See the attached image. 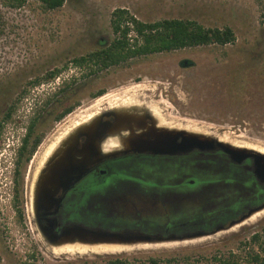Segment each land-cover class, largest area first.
<instances>
[{
    "label": "rangeland",
    "instance_id": "obj_1",
    "mask_svg": "<svg viewBox=\"0 0 264 264\" xmlns=\"http://www.w3.org/2000/svg\"><path fill=\"white\" fill-rule=\"evenodd\" d=\"M116 8H125L144 21L189 18L206 26L227 24L234 28L237 39L225 46L202 45L136 58L81 80L72 101L80 105L61 121L50 123L42 144L68 128L57 147L88 122L87 114L109 108V101L128 90L125 101L155 105L169 127L264 150V0H68L62 8L48 12L32 6L19 10L1 7L8 27L0 39V119L30 79L61 68L70 58L97 47L100 40H110L111 14ZM73 71L65 69L36 92L54 89ZM101 89L105 93L95 97L93 93ZM105 94V100L97 101ZM25 107L18 112L22 120L28 113ZM22 122L6 125L0 145V264H107L116 256L127 257L129 264H152L151 255L161 258L159 264H211L215 254L241 253L240 241L256 232L262 234L264 245V212L228 228L229 222L264 204V183L248 169L250 164L237 165L221 156L218 161L216 156L193 152L111 163L106 174L89 176L80 190L87 203V213L81 216L85 223L176 238L128 252L55 253L36 231L31 204L35 176L55 147L43 157L38 154L40 144L16 184L15 152L24 133ZM17 186L22 221L17 219L14 204ZM137 194L146 195L152 203H143L136 211ZM195 233L205 234L179 238ZM185 255L192 258L183 260ZM170 256L178 259L168 261Z\"/></svg>",
    "mask_w": 264,
    "mask_h": 264
},
{
    "label": "trees",
    "instance_id": "obj_2",
    "mask_svg": "<svg viewBox=\"0 0 264 264\" xmlns=\"http://www.w3.org/2000/svg\"><path fill=\"white\" fill-rule=\"evenodd\" d=\"M67 1L0 0V39L4 37L8 27V20L1 7L19 10L25 6H32L48 12L62 8ZM110 23L113 32V37L110 40H100L97 47L70 58L61 68L56 67L44 75H37L30 79L21 86L18 94L8 104L0 119V145L8 123L17 122L21 125L23 121L24 125V133L20 136V144L15 152L16 184H19L18 180L23 168L29 163L42 143L46 130L51 125L50 123L61 121L80 105V102L72 101L81 80L99 76L102 72L112 67L128 64L136 58L202 45L216 44L225 46L234 44L237 39L234 28L227 24L223 27L206 26L196 19L189 18H163L144 21L131 14L125 8H116L111 14ZM69 67L74 68V71L55 85L54 89L36 92V88L43 83H52ZM104 93L105 90L101 89L93 93V95L97 97ZM24 105H26L24 110H28V113L23 115L24 120H22L18 112ZM198 154L208 155L200 152ZM208 156L218 157V161L220 159L219 156ZM221 157L227 159L225 156L221 155ZM16 191L14 204L17 207V219L22 221L23 210L19 207L18 186ZM136 199L137 203L143 200L142 198ZM145 201L146 203L144 204L152 203V201L149 202L148 198ZM144 204L139 203V209H142L140 207H144ZM110 229L137 230L132 228ZM261 238L262 234L260 232L254 233L249 240L240 241L239 250L241 253L230 251L228 254H215L212 257L211 264H241L243 258L246 259V264H264V245L261 242ZM28 256L34 258L35 254L29 253ZM191 258V255H185L183 260H190ZM149 259L152 264H159L161 261V258L155 255L149 256ZM176 259H178L177 256L167 258L168 261ZM107 264H129V259L121 256L111 257L108 259Z\"/></svg>",
    "mask_w": 264,
    "mask_h": 264
},
{
    "label": "water",
    "instance_id": "obj_3",
    "mask_svg": "<svg viewBox=\"0 0 264 264\" xmlns=\"http://www.w3.org/2000/svg\"><path fill=\"white\" fill-rule=\"evenodd\" d=\"M92 121L81 124L74 129L57 147L54 154L52 152L45 162L39 180L35 184L32 207H47L56 202L55 195L59 191H67L74 186L75 182L81 179L88 171L93 161L100 159L103 152L97 147L99 138L108 137V133L117 123H97L90 125ZM88 137V143L79 147L81 136ZM128 146L123 148V153H150L154 155H174L190 153L194 149L201 151L213 149L216 145L230 156L232 161L242 163L248 157H253L254 173L264 182V154L247 148L233 146L231 144L217 140L216 138L192 131L179 130L178 128L156 129L151 127L146 132L131 136L128 139ZM79 156V157H78ZM264 208V204L252 209L247 214L230 223L228 228L243 221L254 211ZM224 226L217 230L223 229ZM205 233L191 234L180 239L194 238ZM175 237L162 238L141 232H120L111 230H101L87 227L81 224L68 226L62 233V242H114L123 244H133L138 242H160L162 240H172Z\"/></svg>",
    "mask_w": 264,
    "mask_h": 264
},
{
    "label": "flooded vegetation",
    "instance_id": "obj_4",
    "mask_svg": "<svg viewBox=\"0 0 264 264\" xmlns=\"http://www.w3.org/2000/svg\"><path fill=\"white\" fill-rule=\"evenodd\" d=\"M141 106L143 107L142 108L143 110L139 109L135 111L139 112L140 115H142L141 120L143 121V123L145 124L148 123L149 125H152L153 119L151 116V112L145 109L146 108L145 105H141ZM118 121H119V115H117V113L114 112L110 108H106L103 111H101L96 120L97 123H101V124L102 123H116ZM102 138H99L98 140L99 144H97V147L104 154L100 159H97L92 162V164L89 166L90 171H88V173H86L81 179L75 182L74 186L71 187L69 190L59 191V193L55 195L56 202L53 205H49L47 207H37L35 210L32 207V217H33L34 225L36 227V231L38 235L40 236L41 240L47 243L50 247H52V245L59 244L60 237L63 231L68 226L73 225V224H81V225L91 227L94 229L110 230L107 228H101V227L93 226L91 224H87L81 220L82 214L87 213L86 212L87 203H86V198L84 197L85 192H82L81 194L80 190L82 189V186L84 185L86 179L89 176L106 174L108 171V165H110L111 163H116L117 161H124L125 159L134 158V157L156 156L150 153H136V152L123 153L121 152L123 149L120 147H116V148L107 147V145L110 142L109 137H102ZM86 143H88V137L86 135L81 136L79 139V147L83 148L86 145ZM193 152H198V153L200 152L202 154H208L210 156H221L222 155V156H225L227 159H229L232 163L237 164V165H242V166L245 163H249L250 165L248 166V169L255 175L253 157H248L242 163H236L232 161L230 156L226 154L220 146H217V145L213 149H210V150L201 151L199 149H194L190 153H186V154H174V155H163V156H170V157L182 156V155L191 154ZM44 168L45 166L43 165L41 170H39V172L37 173L35 177L34 184L32 185V191H31L32 200L34 198L35 184L39 180V176ZM256 178L260 181V179L257 176ZM188 181L189 183H192L190 180ZM260 182L264 183L262 181ZM136 198L143 199L141 204L146 203L145 201V199H147L146 195L137 194ZM136 201L137 199H135V202ZM133 208L134 207H130V209H133ZM135 209L137 211L139 207L135 206ZM111 231H120V232H125V233H129V232L144 233L140 230H131V229L111 230Z\"/></svg>",
    "mask_w": 264,
    "mask_h": 264
},
{
    "label": "bare ground",
    "instance_id": "obj_5",
    "mask_svg": "<svg viewBox=\"0 0 264 264\" xmlns=\"http://www.w3.org/2000/svg\"><path fill=\"white\" fill-rule=\"evenodd\" d=\"M140 86L138 85V87H140ZM126 92L128 93V90H126ZM127 93H126V95H123V96H121L115 100H111L108 102V104L110 105L109 108L112 109L114 112H116L117 115H119V121L115 124V127L112 130H110L108 133V137L110 138V142L107 145L108 148H116V147H120L122 149L126 148L128 146L127 141L131 136L139 135L142 132H146L148 129H151V127L156 128V129H163L164 127L174 128V127H169V125L166 124V121L164 122L163 117L165 115L162 116L161 115L162 112H160L161 109L159 110V108H157L155 105H152V106L145 105V107H146L145 109H147V111L151 112L153 124L149 125L148 123H146V124H148V125H146L145 123H143V121L141 120L142 115H140L139 112L135 111V110H139V109L143 110L142 109L143 107L141 106L142 103L138 100H136V101H134V100L125 101L126 96L128 95ZM107 97H108V95L105 94L104 96L98 98L97 101H103ZM98 115H99V111L92 114V115L87 114V116H85V115L84 116L87 118L88 122L92 121V123L90 125H93L96 122ZM185 126H186V124H185ZM177 128L179 130H183L182 128H179V127H177ZM67 129L68 128H66L63 132L58 134V136L56 138L52 139L49 143H47V142L46 143L44 142L43 144L41 143L42 145L40 146V149L38 150V154H42L43 157L48 156L50 151L57 145L58 140H60L63 137V135L66 134L65 132L67 131ZM97 144H99V143H97ZM57 147L54 148V151H53L54 154L56 153V151L58 149ZM255 151L264 154L263 149L262 150H255ZM40 164H41V162H40ZM35 171H37V170H35ZM31 201H33V200L31 199ZM263 212H264V208L260 209L258 211H254L250 216L246 217L243 221H241L237 224H234L231 228L245 224L248 221H250L251 219L253 220V218L257 217L258 215H260ZM156 245H162V244L154 243V242H138V243H133V244H123V243H114V242L106 243V242H91V241H87V242H82V241L81 242L80 241H75V242H70V241L69 242H63L62 241L61 242L60 241L59 244L52 245V249L55 253L88 254V253H105V252H128V251H131L137 247H140V248L141 247H152V246H156Z\"/></svg>",
    "mask_w": 264,
    "mask_h": 264
}]
</instances>
